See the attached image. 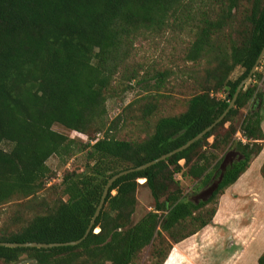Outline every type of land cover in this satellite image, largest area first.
Listing matches in <instances>:
<instances>
[{"label": "trees", "instance_id": "16d2710c", "mask_svg": "<svg viewBox=\"0 0 264 264\" xmlns=\"http://www.w3.org/2000/svg\"><path fill=\"white\" fill-rule=\"evenodd\" d=\"M193 3L198 2L0 0V207L27 200L30 213L36 212L22 224L16 220L15 229L4 227L0 214V242L82 239L109 179L179 149L226 111L264 49V0ZM181 15L196 31L184 56L188 67H179V73L197 92L184 111L158 117L170 73H157L154 85L137 81L140 71L131 60L140 37ZM258 70L234 108L201 140L117 180L82 243L52 249L0 246V261L17 264L27 256L35 264H133L150 249L148 264H165L173 245L213 223L220 197L263 151L264 70ZM133 81H144L146 95L108 125L107 93L119 88L124 93ZM127 120L141 125L139 138L113 135ZM55 125L88 141L60 134ZM76 154H84V169L65 173L59 187H51L55 197L39 198L51 178L49 159ZM178 175L193 180L192 196L204 190L208 195L188 198ZM139 180H145L155 206L134 224ZM258 264H264V253Z\"/></svg>", "mask_w": 264, "mask_h": 264}, {"label": "rangeland", "instance_id": "374dc122", "mask_svg": "<svg viewBox=\"0 0 264 264\" xmlns=\"http://www.w3.org/2000/svg\"><path fill=\"white\" fill-rule=\"evenodd\" d=\"M195 1L201 6V0ZM197 4L193 3L194 6ZM195 31L194 23L188 22L181 15L178 20L171 19L163 30L149 32L136 42L131 62L135 69L140 71L137 81L144 79V81H149V85H154L156 80H152L153 76H156L157 73H170L163 90L164 105L160 109L158 117L173 116L184 111L187 101L197 92L194 90L193 81H188V76H181L179 73V67L181 69L188 67L184 56L186 48L195 39ZM263 70L259 69L258 71ZM238 74L239 72L236 71L234 75ZM144 81L139 84L133 81L130 84V89L124 93H121V88L116 93L113 91L107 93L108 125L121 115L128 105L146 95L147 85ZM156 119L152 120V123ZM120 124L117 130L113 131V135L117 139L130 140L141 136L142 128L138 121L127 120L121 121ZM53 130L73 139L88 141L87 136L67 130L60 125H55ZM240 136L237 133L236 137L240 138ZM2 147L6 150L11 149L9 144H3ZM231 159L228 158L226 163ZM85 164L84 154H76L67 158L55 156L50 158L48 166L51 169V178L44 190L39 193V198L55 197L51 187L58 188L65 173L74 170L82 171ZM260 165L259 163L257 166L254 179L243 176L235 185L225 190L218 201L217 213L211 225L177 246L173 245L170 258L168 257L169 264H258V256L264 253V239L257 233V230L259 233L264 230V224L261 227L259 226L260 222H256L264 220V202L257 205V197L260 198L259 193L264 187L263 165ZM255 169V166L252 167L249 173ZM176 178L180 181L184 195L188 198L196 200L208 195V192L204 190L192 196L195 184L193 180L180 175ZM138 183L142 186L137 191L138 203L133 216L134 224L149 212L154 211L155 206L150 189L144 186L145 180H139ZM55 192H58L57 189ZM27 206H31L27 200L17 199L1 206L2 225L15 229L14 222L16 220L21 224L29 220L36 212L31 214L30 208ZM98 231L99 229L96 232ZM150 253L151 250L146 249L133 264H148ZM0 264L5 263L0 261ZM17 264H35V262L28 260L27 256H23Z\"/></svg>", "mask_w": 264, "mask_h": 264}, {"label": "water", "instance_id": "95a60500", "mask_svg": "<svg viewBox=\"0 0 264 264\" xmlns=\"http://www.w3.org/2000/svg\"><path fill=\"white\" fill-rule=\"evenodd\" d=\"M264 59V49L256 63V65L253 67V69L251 70L250 74L248 75V77L246 79H244L241 84L238 86L236 93L233 97V100L231 101L229 107L226 109V111L221 115L220 118H218L210 127H208L207 129H205L203 132H201L199 135H197L195 138H193L192 140H190L187 144H185L184 146L180 147L179 149H176L175 151H172L171 153H168L150 163H147L145 165H142L140 167L137 168H132V169H128L125 171H122L116 175H114L111 179H109V181L107 182L104 191H103V195L101 197L100 203L96 209L95 215L93 216L88 229L86 230V233L84 235V237L78 241L75 242H68V243H53V244H41V243H24V244H18V243H6V242H0V246L1 247H7V248H36V249H52V248H59V247H67V246H77L80 243H82V241H84L89 234L91 233L94 224L96 222L97 217L100 215L104 205H105V201L106 198L108 196V194L110 193V189L113 186V184L119 180L120 178L127 176L129 174L135 173V172H139V171H144L162 161H165L166 159L174 156L175 154H178L184 150H186L187 148H189L190 146H192L194 143H196L197 141L201 140L208 132H210L213 128L216 127L217 124H219L220 122H222L225 117L227 116V114L229 113V111L231 109L234 108L235 106V102L238 99V96L240 94V92L242 91V89L251 81L253 74L258 70L259 65L261 64L262 60Z\"/></svg>", "mask_w": 264, "mask_h": 264}, {"label": "crops", "instance_id": "0c3cea01", "mask_svg": "<svg viewBox=\"0 0 264 264\" xmlns=\"http://www.w3.org/2000/svg\"><path fill=\"white\" fill-rule=\"evenodd\" d=\"M262 128H263V131H264V121H263V123H262ZM258 163V164H257ZM259 163L261 164V165H264V147H263V151H262V153L252 162V164H251V166H250V168L248 169V171L246 172V173H244L241 177H243V176H247L248 177V179H254V177L256 176V171H257V166L259 165ZM260 165V166H261ZM255 166V170H253L251 173H249V171L251 170V168L252 167H254ZM240 177V178H241ZM246 178V177H245ZM247 180V179H246ZM239 181V180H238ZM237 181V182H238ZM236 182V183H237ZM235 183V184H236ZM234 184V185H235ZM260 194V198H258L257 197V200H258V204L257 205H260L261 204V202H264V187H262V190H261V192L259 193ZM256 222H260V225L259 226H263V224H264V220L262 221V220H258V221H256ZM259 230H257V233H258V235H262V237H263V239H264V230H261V233H259L258 232ZM175 246H177V244L175 245ZM174 246V247H175ZM177 248V247H176ZM259 257H260V255L258 256V259H259ZM170 258V257H169ZM169 258H168V260L165 262V264H169Z\"/></svg>", "mask_w": 264, "mask_h": 264}, {"label": "built area", "instance_id": "2783aa9c", "mask_svg": "<svg viewBox=\"0 0 264 264\" xmlns=\"http://www.w3.org/2000/svg\"><path fill=\"white\" fill-rule=\"evenodd\" d=\"M263 67H264V62H263V64H262L261 70H263V69H264Z\"/></svg>", "mask_w": 264, "mask_h": 264}]
</instances>
